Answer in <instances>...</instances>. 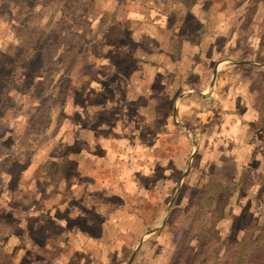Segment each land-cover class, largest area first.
<instances>
[{"label":"rangeland","instance_id":"374dc122","mask_svg":"<svg viewBox=\"0 0 264 264\" xmlns=\"http://www.w3.org/2000/svg\"><path fill=\"white\" fill-rule=\"evenodd\" d=\"M66 125L89 150L6 204ZM0 153V241L20 208L47 241L0 264H231L264 215V0H0Z\"/></svg>","mask_w":264,"mask_h":264},{"label":"crops","instance_id":"0c3cea01","mask_svg":"<svg viewBox=\"0 0 264 264\" xmlns=\"http://www.w3.org/2000/svg\"><path fill=\"white\" fill-rule=\"evenodd\" d=\"M61 130L62 131H61L60 137H57L58 135H56L57 139H53L52 140V143L57 141V143L59 142L60 144L61 143L63 144L64 149H63L62 153H59L61 156H58V155L54 156L55 147L54 146L52 147L51 144L49 145V143L46 144V146H44L42 148H40V146H34L33 149H32V147H33V143H32V145H31L32 147L31 146L27 147V149H29L30 151H28V154L25 155V157H22L23 153L21 152L20 156H17V155L15 156L17 158L16 160L13 161L11 159L12 165L13 164L14 165L18 164L21 168H20V171L18 173V181H16V187L11 188L9 186V180H10L9 177H6L7 180L5 179V181H8L7 182L8 186H6L7 187V191L3 194L4 198L7 200L5 202L6 204H10L11 203V201L8 202V197L9 198H14V196L15 197L16 196L24 197L23 193H24V190H25L26 186L29 185L33 189L34 188L33 187L34 184L36 185L38 182H40L39 179L42 178V175L39 174V173H40L42 167L44 166V163L47 162V160H46L47 156H49L51 158V155L53 154L52 158H60V162H62L64 160V159H61V158H66L65 161H64V163H65L66 161L69 162L70 160H73V158H76L73 155V153H71V152L68 153L69 152V148L67 147L68 145L70 147H72V146H75L76 143L78 144L80 142L78 144L79 152H80V150L82 151L84 149L89 150V146L92 145V142H93L92 135L90 136L89 145H88V143H86L87 145L85 144L86 137L84 135H85L86 131L81 129L80 125H76V126L75 125L74 126H70V125L67 126L66 125V127H61ZM57 132H56V134H57ZM70 133H74V135H76L75 137H73V139L75 140L74 142L71 139L72 137H71ZM66 141H67V143H66ZM17 144H18L17 141L13 142V145H14L13 148L15 149V151L20 152V151H18L19 147H18ZM23 147H25V146L20 147V149L22 150ZM38 148H39V150H36ZM65 148H66V151H64ZM32 150L33 151L35 150V153H36L35 155L32 152ZM71 151H73L72 148H71ZM40 152H43V153H40ZM31 155H33V156H31ZM37 155H39L40 159H35L34 158ZM4 160H6L5 154H1L0 155V161H4ZM6 172H8V171L4 169L3 174H7ZM61 178L64 179V182H65V185H66V183H68L67 178L65 176H63ZM22 184H25V185L22 187ZM8 191H9V196L6 195V193ZM1 197H2V195L0 196V200H1ZM62 204H64V205H62ZM62 204L60 202L59 205L60 206H65L66 203H62ZM93 204H95V203H93ZM20 209H18V211H19L18 212L19 213L18 224L16 226L14 225L12 228H10L8 235L4 238V240L2 239L1 241L6 243L7 245L9 244L10 245L9 246L10 249H14L15 248V250L17 251L16 253H18L19 256L24 254V258L30 259V255L36 254V251H34L33 249L35 248V250H36L37 245L38 246H40V245L41 246H46L45 242H47V241L45 240V242L43 244L39 245L36 242H34L35 240H32L33 236L30 233L25 234V231H28V228L25 226L27 222L22 219V218H24V216L21 213L23 210L21 211ZM33 209L35 211H37L34 214H36L38 216H40L41 212H43L41 207L33 208ZM25 212H27V211H25ZM46 212L48 213V212H50V210L46 211ZM0 224H2V223H0ZM6 227H8V226H6ZM64 229H66V232L70 234V235L67 236L68 238L71 235H72L73 239H75L77 237L78 238H81V237L87 238V237H89V234L87 233V230H85L84 228H82L79 225L76 226V225L72 224L70 227H66ZM97 229L99 230V228H97ZM72 231H73V234L70 233ZM74 235H76V237ZM87 239H90V238H87ZM92 239H95V238L92 237ZM67 244H69L68 240H67ZM82 244H83L82 242L81 243L78 242L77 246L76 245H73V246H76V249L84 250ZM32 252H34V253H32Z\"/></svg>","mask_w":264,"mask_h":264},{"label":"trees","instance_id":"16d2710c","mask_svg":"<svg viewBox=\"0 0 264 264\" xmlns=\"http://www.w3.org/2000/svg\"><path fill=\"white\" fill-rule=\"evenodd\" d=\"M21 42L25 43V39L22 38ZM29 134H32V131ZM261 220L258 227L250 228L252 233L249 230L244 234L231 264H264V215Z\"/></svg>","mask_w":264,"mask_h":264}]
</instances>
